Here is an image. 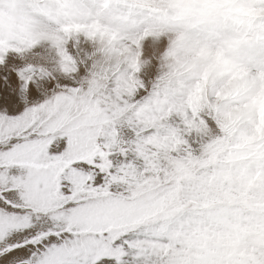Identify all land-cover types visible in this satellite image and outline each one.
Masks as SVG:
<instances>
[{"label": "snow or ice", "instance_id": "1", "mask_svg": "<svg viewBox=\"0 0 264 264\" xmlns=\"http://www.w3.org/2000/svg\"><path fill=\"white\" fill-rule=\"evenodd\" d=\"M261 98L264 0H0V264H225Z\"/></svg>", "mask_w": 264, "mask_h": 264}, {"label": "clouds", "instance_id": "2", "mask_svg": "<svg viewBox=\"0 0 264 264\" xmlns=\"http://www.w3.org/2000/svg\"><path fill=\"white\" fill-rule=\"evenodd\" d=\"M208 195L218 194L210 189ZM238 208L237 214L213 224L207 233L193 232L189 239L195 250L216 255L225 264H244L247 257L240 241L264 237V200H257L250 206L238 205Z\"/></svg>", "mask_w": 264, "mask_h": 264}, {"label": "rangeland", "instance_id": "3", "mask_svg": "<svg viewBox=\"0 0 264 264\" xmlns=\"http://www.w3.org/2000/svg\"><path fill=\"white\" fill-rule=\"evenodd\" d=\"M250 15H255V13H251ZM145 39H147V37H145ZM150 46H151V43H150ZM235 83H237V82L234 81L233 84H235ZM198 99H199L198 94L197 95H194V97H193V103L198 102ZM260 106H261V110L264 111V98H261ZM188 243H189L190 248L195 250V248L192 245V242L189 241ZM246 246H248V247H250V246H264V237H261L258 240H256V239H248L247 238L246 239Z\"/></svg>", "mask_w": 264, "mask_h": 264}, {"label": "bare ground", "instance_id": "4", "mask_svg": "<svg viewBox=\"0 0 264 264\" xmlns=\"http://www.w3.org/2000/svg\"><path fill=\"white\" fill-rule=\"evenodd\" d=\"M250 14H251V13H250ZM246 239H247V238H244V239H242V240L240 241V243H241V245H242L243 248L246 247Z\"/></svg>", "mask_w": 264, "mask_h": 264}]
</instances>
